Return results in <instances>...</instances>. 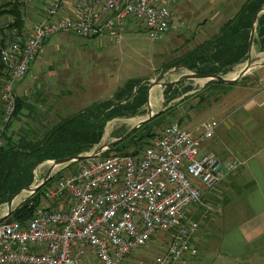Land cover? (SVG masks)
Here are the masks:
<instances>
[{"label":"built area","instance_id":"1","mask_svg":"<svg viewBox=\"0 0 264 264\" xmlns=\"http://www.w3.org/2000/svg\"><path fill=\"white\" fill-rule=\"evenodd\" d=\"M171 0H76L75 16L56 18L65 0H0V7L30 13L37 20L20 31L0 19V58L5 64L0 94V147L17 108L16 84L24 78L49 37L72 32L97 42L110 35L122 41L129 21L145 24L150 39L158 41L178 32ZM40 16V17H41ZM30 21V20H29ZM218 124H206L198 137L172 123L156 135L139 157L110 155L88 159L77 170L48 188L43 204L25 222L7 219L0 223V264H124L128 255L146 246L159 233L170 235L166 251L151 264H190L191 238L200 224L189 217L202 199V187L214 188L243 162L202 153ZM68 199L59 207L51 204ZM66 203V202H65ZM222 209L207 205L204 217Z\"/></svg>","mask_w":264,"mask_h":264},{"label":"rangeland","instance_id":"2","mask_svg":"<svg viewBox=\"0 0 264 264\" xmlns=\"http://www.w3.org/2000/svg\"><path fill=\"white\" fill-rule=\"evenodd\" d=\"M244 1L245 0H174L175 3H172L171 6L169 4V7L174 11L173 19L177 24L183 23L184 26L181 27L178 32L168 34L159 41L150 39L145 24L140 21H129L127 23L126 32L123 35L121 43H116L110 35L101 37L97 42L94 39L84 38L72 32L56 34L50 37L47 43L45 42L36 57L38 67L34 68L33 76L36 74L37 70L43 66H46L43 67L44 71L48 70L47 67L51 68V71L54 73H56L55 70L58 68V70H61L60 72L65 71L66 74L71 75L69 78L65 79V89L73 91L74 88H77L78 91L82 90L86 93L87 91L89 92L88 96L87 94L85 95L83 104L81 103V105H83L82 107L87 108L94 105V102H99L104 99L105 93L92 90V88L103 84V82L108 84L106 94H109L117 91V89L131 79H147L152 76L153 78L150 79L151 83V81L165 74L163 82L178 80L181 75L187 72L191 73V71L176 66L168 72L166 71L163 73L164 65L168 62L167 59L169 57L168 60L172 61L175 56L185 55L187 51L194 47L195 43L192 42V44H190L191 46H188L187 42L186 48L181 50V42L176 50V55L170 56L175 48V44L182 38L179 34L181 33L183 36L191 32L196 34L195 29L198 28L201 23H203V25L207 24L206 26L214 25L215 23L216 25L219 24L223 18L225 19L226 16L230 15V10H234L237 6L239 7ZM75 2L76 0H65V8L58 13L56 18H69L75 16L73 10ZM42 6L41 3L29 5V7L35 10H42ZM36 14H38L37 16L39 17H33L31 13H26L29 24L47 18V16H45V18L44 15L41 16L38 12ZM229 19L226 20L228 21ZM4 20L9 21V17H4ZM225 23L224 21L222 24ZM256 40L257 34L255 36V41ZM255 41L252 50V58L257 62H262L264 60V52L259 50ZM161 54L165 57L164 62H167L164 63L163 66L158 67ZM162 62L163 61L160 63ZM246 62L247 61L236 66L233 71L227 73L226 76L228 78H234L235 76L233 77V75H237L246 66ZM263 73L264 70H262V74ZM28 78H31V74L28 75ZM208 83L207 80H188L178 84V88L181 89L179 91L180 93L187 87H190L191 91L184 94V98H180L182 97L180 95L167 106L176 105L175 118L169 119L162 126V130L157 129L158 135L162 133L163 129L168 125L178 123L180 118H183V123L180 126L184 130L190 132L194 137L199 136L197 134L207 123H216L218 127L215 129L214 135L202 144V153L205 154V152L211 151L219 157H222L224 153L234 157L235 155L231 154L235 151L232 141L236 140L239 136L241 128L234 126L235 123L233 124V121L249 117L260 119V114L257 116L258 111L247 113L243 108L244 100L238 98L237 91L243 89L246 84V80L243 78L233 84L208 85L209 87L204 88ZM16 86H18V84H16ZM164 90L165 87L161 85L154 87L152 90V93L156 91V99L153 96L151 100L152 108L156 112L167 109L165 107L166 98L164 96ZM145 109L146 114L143 116L130 119H115L105 124L102 139L94 148L102 145L105 141H112L123 135L129 128L147 115L148 106H146ZM262 110L264 109L260 108L259 111ZM75 112L76 111H71V113L66 112L65 117L71 116ZM261 130L262 129L257 130V133H260ZM28 133L31 135V138L34 136L32 133ZM253 133L255 134L256 132ZM152 139L153 138L149 140V143ZM49 167L50 164L46 163L37 168V181L41 182L43 180ZM77 167L78 165H74L64 170L63 176L75 172ZM61 169L62 167L57 168L55 172H59ZM55 184L56 183L53 185ZM245 193L244 189H241V194L243 196ZM27 197H29V195ZM204 197L205 195L202 191L201 202L192 207L189 211V217L200 224L199 231L193 235L190 242L191 248L196 250V254L194 256L190 253L186 255V258H190V264H264V251L247 254L248 250H246L247 255L242 257H233L221 253V234L220 236H214L211 229L206 227V219L204 217L206 206ZM42 203L46 204L47 201L43 198ZM198 209L200 211L198 214L200 215L193 217L191 214ZM6 210L7 205L3 204L0 206V216H2ZM214 215H216V213H212L210 218ZM169 239L170 235L167 233H159L146 246L135 250L132 257L138 261V264H151L156 256L166 251ZM141 259L143 260L141 261ZM85 262L87 264H99L96 259H87Z\"/></svg>","mask_w":264,"mask_h":264},{"label":"crops","instance_id":"3","mask_svg":"<svg viewBox=\"0 0 264 264\" xmlns=\"http://www.w3.org/2000/svg\"><path fill=\"white\" fill-rule=\"evenodd\" d=\"M246 1L247 0L234 10H230V15L226 16L225 19L223 18L217 25L215 23L214 25L206 26L207 24L203 25V23H201L198 28L195 29L196 34L191 32L183 36V34L180 33L179 35L182 38L175 44V48L170 56L176 55V50L181 42V50L186 48L187 42L188 46H191L190 44L195 42L194 47L187 51L185 53L186 55L203 43L209 41L224 25L222 23L232 19ZM170 2V6L172 3H175L174 0ZM29 12L33 17H39L34 8H30ZM171 12L173 16L174 11L172 9ZM226 19L229 20L227 21ZM31 25L32 24L29 25L27 30H30ZM171 33L174 32H170L169 34ZM49 38L46 39V43ZM163 54L160 55L158 64V67H161L168 61L164 65L163 71L165 68H168L170 64L176 65L174 63L184 56H175L172 61L168 60L169 57L167 61L164 62L165 57H163ZM36 60L32 63L27 75L19 80L17 82L18 86H16V95L21 100V108L17 116L13 118L7 131L8 142L15 145L33 144L43 140L54 127L70 117V115L65 117L66 112L71 113V111H76L73 114L75 115L87 108L82 107L83 105H81V103L83 104L85 95L87 94L88 96L89 92L87 91L86 93L82 90L78 91L77 88H74L73 91L65 89V79L71 76L70 74H66L65 71L60 72L61 70H58V68L55 70L56 73H54L49 67H47V71H44L43 67L46 66H43L38 69L33 76L34 68L38 67ZM161 61L163 62L160 63ZM262 70H264V66L254 67L243 77V79L246 80L244 88L237 91L238 98L244 100L243 108L245 111L247 113L258 111L257 116L260 114V119L249 117L233 121V124L235 123L234 126L241 128V132L236 140L232 141L235 151L231 154L240 158L243 163L236 171L228 173L214 188L209 189L202 187V191L205 195V206L213 205L214 207L222 209L221 213L214 212L216 215L211 218V215L208 216L209 218L205 217L206 227L211 229L214 236H220L221 234V253L233 257H242L251 252L259 253L264 251V110L259 111L260 108L264 109V73L262 74ZM29 74H31V78H28ZM152 78L153 77L150 76L144 80L150 82ZM175 86L177 90H181L178 88V85ZM107 88L108 84L106 82L92 88V90L96 92L105 93L104 99L99 102L112 98L118 91L117 89L114 93L111 92L106 94ZM183 96L184 95L180 98H184ZM99 102H94V104ZM146 106L147 105L141 109V112L137 114V116L122 119L136 118L145 115ZM260 129H262L261 132L257 133V130ZM28 132L32 133L34 136L31 138ZM253 132L256 133L254 134ZM200 133L201 131H199L197 135ZM226 156L227 154L224 153L221 158H225ZM64 172L65 171H63V174ZM241 189H244L246 192L244 196L241 194ZM62 204L68 206V199L66 198L52 203L51 206L59 207ZM199 212L198 209L191 215L193 217L199 216ZM246 250H248V253ZM133 252L128 255L124 264H138V261L132 257ZM142 260L143 259H141V261Z\"/></svg>","mask_w":264,"mask_h":264},{"label":"trees","instance_id":"4","mask_svg":"<svg viewBox=\"0 0 264 264\" xmlns=\"http://www.w3.org/2000/svg\"><path fill=\"white\" fill-rule=\"evenodd\" d=\"M263 5L264 0H247L236 15L226 22L215 36L181 57L174 63L176 65H169L163 73L176 66H183L200 74H227L232 72L236 66L248 59L253 19ZM25 16L17 4L12 6L10 10L0 7V19L12 17L14 24L11 26L17 27L20 31L27 28ZM255 42L259 50L264 52V13L259 17ZM5 69L6 66L0 58V94L4 84ZM149 84L150 82L144 79L127 81L112 98L96 103L66 118L37 143L15 145L8 142L6 132L4 135L5 143L0 147V206L6 204L15 193L34 182V171L42 163L89 152L100 143L105 124L118 118L137 116L147 104ZM216 84L224 83L211 81L204 88ZM175 87V85L169 86L164 90L166 107L180 95L191 91V88L187 87L180 93ZM20 102V98L17 97V108L13 118L20 111ZM176 108V105L167 107L161 115L139 127L130 137L102 156L120 154L139 157L150 144L149 140L158 135V130H162V126L169 119L175 118ZM1 116L2 105L0 103V120ZM11 122L7 126V131ZM182 123L183 118H180L178 124L181 125ZM81 162L84 161L72 163L55 174L38 192L22 202L9 219L25 222L32 218L36 209L42 205L46 190L64 177V170Z\"/></svg>","mask_w":264,"mask_h":264},{"label":"water","instance_id":"5","mask_svg":"<svg viewBox=\"0 0 264 264\" xmlns=\"http://www.w3.org/2000/svg\"><path fill=\"white\" fill-rule=\"evenodd\" d=\"M263 13H264V5L258 10V12L256 13V15L253 19V25H252V29H251V33H250V39H249L248 59L246 62V66L234 78H228L226 76V74H219V73L200 74V73L191 71V73H186V74L181 75L180 78L178 80H175V81L163 82L165 74L156 78L154 81H151V83L149 84V87H148L147 104H146L148 106V113L144 118H142L140 121H138V123H136L134 126L129 128L126 131V133H124L121 137L116 138L112 141H108V142L105 141L104 143H102V145H99L98 147L93 148L89 152H85V153H82V154H79V155L73 156V157H66V158L52 160V161H46V162L42 163V164L48 163V164H50V167H49L45 177L43 178V180L41 182L36 180V170L40 166L39 165L34 171V174H35L34 182L30 186H28V187L18 191L17 193H15L13 195V197L9 200V202L5 204V205H7V211L5 213H3L2 216H0V223L9 219V217L16 210V208L18 206H20V204L28 198L27 197L20 204L14 206V201L21 194L28 191V192H30L29 193V197H30L33 194H35L36 192H38L52 177H54L55 174L58 173V172H55V170L57 168L62 167V169H64L72 163L101 157L105 152L113 149L118 144H120L121 142L126 140L128 137H130L139 127L143 126L144 124H146L147 122H149L153 118H156L157 116L161 115L165 111V109L159 110L156 112L152 108L151 94H152V90L154 87L161 85V86H164L165 88H167L169 86H174V85H177L181 82L188 81V80H207L208 82L218 81V82H222L224 84H233V83L241 80L254 67L264 66V61L257 62L255 59L252 58V50L254 47L255 36L257 33L258 21H259V17ZM179 67L181 68L183 66H179ZM183 68H185V67H183ZM165 107H166V105H165Z\"/></svg>","mask_w":264,"mask_h":264},{"label":"bare ground","instance_id":"6","mask_svg":"<svg viewBox=\"0 0 264 264\" xmlns=\"http://www.w3.org/2000/svg\"><path fill=\"white\" fill-rule=\"evenodd\" d=\"M188 73V72H187ZM236 76V75H233V77ZM198 81V80H197ZM161 92V91H160ZM152 97L154 96L155 99H156V91H154L151 95ZM152 97H151V100H152ZM109 134V133H108ZM43 171V170H42ZM41 173V172H40ZM45 175V174H44ZM30 192L26 191L24 192L23 194H21L15 201H14V206L20 204L28 195H29ZM7 211V210H6ZM5 211V212H6ZM4 212V213H5Z\"/></svg>","mask_w":264,"mask_h":264}]
</instances>
